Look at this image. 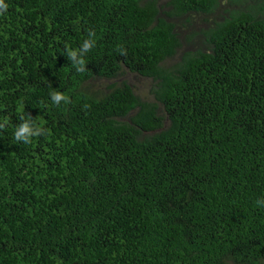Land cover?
<instances>
[{
    "label": "trees",
    "instance_id": "1",
    "mask_svg": "<svg viewBox=\"0 0 264 264\" xmlns=\"http://www.w3.org/2000/svg\"><path fill=\"white\" fill-rule=\"evenodd\" d=\"M4 3L0 264H264V0Z\"/></svg>",
    "mask_w": 264,
    "mask_h": 264
},
{
    "label": "clouds",
    "instance_id": "2",
    "mask_svg": "<svg viewBox=\"0 0 264 264\" xmlns=\"http://www.w3.org/2000/svg\"><path fill=\"white\" fill-rule=\"evenodd\" d=\"M6 10H7V5L4 3V0H0V14H3V12ZM93 35L94 33L92 32L89 33V37H92ZM93 44H94L93 41L89 43L88 40H85L79 51L76 50L68 51L69 60H71L73 65L76 66V70L78 72L84 71L83 66L85 65V62L82 57L93 47ZM78 55L80 56L79 59H77ZM50 96L53 103L57 105H59L61 101H64L65 103L69 102L68 98L59 91L53 90L50 93ZM44 134H45V130L36 126L33 123V119L28 116L27 118H22V122L17 126L14 136L17 141H22L25 144H27L31 142L30 140L31 137L40 136ZM257 203H259V201Z\"/></svg>",
    "mask_w": 264,
    "mask_h": 264
},
{
    "label": "rangeland",
    "instance_id": "3",
    "mask_svg": "<svg viewBox=\"0 0 264 264\" xmlns=\"http://www.w3.org/2000/svg\"><path fill=\"white\" fill-rule=\"evenodd\" d=\"M129 81L134 85L135 91L141 96V98H145L146 96L148 97L151 84L149 80L130 77Z\"/></svg>",
    "mask_w": 264,
    "mask_h": 264
}]
</instances>
